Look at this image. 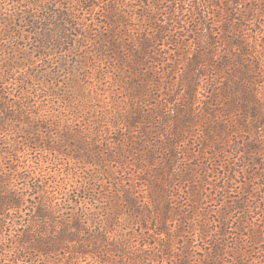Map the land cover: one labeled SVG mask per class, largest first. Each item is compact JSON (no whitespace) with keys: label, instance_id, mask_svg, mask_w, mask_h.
I'll use <instances>...</instances> for the list:
<instances>
[{"label":"trees","instance_id":"obj_1","mask_svg":"<svg viewBox=\"0 0 264 264\" xmlns=\"http://www.w3.org/2000/svg\"><path fill=\"white\" fill-rule=\"evenodd\" d=\"M21 1L29 9L0 24V34L18 30L17 46L0 44V242L6 241L0 264H45L43 257L63 264L64 253L68 264L89 254L102 264L109 258L114 264H225L223 255L232 250L224 247L227 216L217 233L200 227L205 248L199 253L184 240L186 218L173 204L192 210L212 190L222 207L240 209L239 202L234 208L227 202L232 179L217 168L233 165L244 175L251 153L259 152L253 142L264 128V56L255 38L264 32L258 27L251 36V22L264 17V0L257 11L243 8L248 0H139L132 7L109 0L94 22L66 4ZM100 61L113 70L111 88L133 106L116 109L112 130L97 127L105 137L96 128L92 134L93 123L60 128L48 102L78 113L84 71ZM54 124L59 131L51 133ZM49 150L76 169L79 158L100 169L80 177L69 198V187L55 176L43 183L28 157ZM97 194L109 200L108 214L136 222L138 244L109 249L107 233L91 234L86 213H73V203L86 206Z\"/></svg>","mask_w":264,"mask_h":264},{"label":"rangeland","instance_id":"obj_2","mask_svg":"<svg viewBox=\"0 0 264 264\" xmlns=\"http://www.w3.org/2000/svg\"><path fill=\"white\" fill-rule=\"evenodd\" d=\"M46 1L48 3H46ZM117 1L119 3H123L124 5L128 3L132 7L135 6L137 4L136 2L139 0H126L127 2H125V0ZM117 1H115V4L117 3ZM142 1L144 2L145 0H141V2ZM98 2V6L94 7L93 5H91V2L89 0H45L42 7L45 5L50 8L53 5L63 6V4H66V6L73 9L74 12H85L82 13L83 20L86 19L87 21H89L93 18H97L94 17V15L96 13H100L102 11L101 9H104L106 7V4H108L109 0H98ZM248 2L249 5L247 4L246 7L243 5V8H246V10L248 8H251L254 11H257L259 9V3L261 2V0H248ZM27 5L28 4L21 0H0V14H3V17H5V20L0 19V24H8V19L11 18V15H13L14 11L16 13L27 11L29 9ZM30 9H34V7H30ZM86 10H90L92 11V13L90 15L86 14ZM216 14L217 11H215V15ZM220 14L221 13L219 12V15ZM257 21L261 22H259L258 24ZM257 21L255 20L254 22L253 20L251 22V36H254V33H258V27L261 28L264 32V17L261 18L259 16L257 18ZM10 29L11 34L9 32ZM9 30L5 29L7 33L4 34L3 31L0 34V44H3L4 46L6 45L7 48H12L14 46H17L13 45L12 42H15L13 41V39L18 30L15 28H9ZM255 39L256 48L264 56V36H258ZM26 42L22 41L21 44L29 49V46H27ZM23 46V51L20 53V55L22 56L25 55L24 50H26V47ZM77 51L82 50L80 49ZM84 72L85 74L83 75H85V77L81 79L82 83H84V86L83 89H81V91L79 92V98L75 101V103H77L76 107H79V112L73 114L72 112H69V107L66 108L67 105H63L65 106L63 107L61 106V103L54 104V102H48L47 110L50 112L47 113L53 118V115L56 114V116L58 117V122H60V128H68V130L71 128L81 129L93 123V125L91 126L92 134L94 133L93 130H95V128L103 132L102 129H99L97 127L104 128L105 126H108L109 129L112 130V115L117 114L116 109H122L125 107L130 108L131 106H133V103H129V99L126 97H120L121 95L119 96V93L117 91H114V88H111V74H113V70H111V68H108V66H104L103 62H91L90 68H88ZM79 75L81 74H78L77 72L76 76H78V78L81 77ZM60 88L61 87H57L58 91ZM52 100L54 101L55 98L51 99V101ZM122 101L124 102L122 103ZM38 107L41 108L42 106ZM35 109L36 108H34V110ZM59 112L61 114H57ZM262 130L263 131L260 132L256 142H253L255 146L259 147V152L251 153L252 155L248 161L250 167L249 170L247 169V171H245L244 175L238 174L239 170L233 167V165L228 164L226 168L223 169L219 167L217 168V172L221 171L222 173H225L226 178L228 177L229 179H232L231 182H226V184L228 185V189H231V192H227V202H235L236 204L233 205V208L239 207V204L237 205V202H239L240 209L238 211H234L232 208L226 209L224 206L222 207L223 204L221 203V201H219L220 198L218 193H211L212 190L207 192L206 195H208V198L206 199V201H204L199 206H193L194 208L192 210H188V208L185 210L179 209L177 208L179 205L173 204V207L178 212L183 213L184 218H186L184 230L188 234L184 235V240L193 242V245L195 246L194 251H197L199 253L203 252L201 250V247L203 249L205 248L202 243H199L201 241H199V238H197L200 227L208 226L207 229L209 230V232L217 233L220 228L219 222L222 218H224L225 215L227 216L228 221L225 219L224 221L225 223L229 224V228L228 230L224 231H226V233H229L227 237L230 240L228 239V241L224 242V247H227L229 249L232 248V250L230 249V254H228L229 252L226 251V254L223 255V262L225 264H264V128ZM50 131L51 133H55V131H59V129H57L56 124H54L49 128V132ZM19 135L21 134L18 132L17 136L19 138L16 139V141L19 142L17 143L16 147L17 153H19V150L23 152L22 145L20 144L22 143L20 139L21 136ZM101 135L105 137L107 134L103 132L101 133ZM17 136L13 134V136L10 135L9 138H11L14 142V138H16ZM261 136L262 138H260ZM28 154L27 155L31 159V161L37 163L39 168L38 170L41 171V174H39L42 175L43 183L51 182L54 176L55 178H57V180H61V178L64 179V182H60L57 180L56 182H58L61 187H69L66 188V192L68 193L69 198L73 195L72 191L77 181H79L80 177H87L88 173L90 174L91 171L100 169V167L95 166L88 160L81 158H79L76 163L78 164L76 169L75 165L69 164L66 158L50 150L48 152L44 151L43 153L29 152ZM68 154L72 156L74 153ZM223 162L224 161H221L222 167L224 166ZM233 162L235 163V160ZM7 166L9 165H6V167ZM73 173H75V175H73ZM215 179L220 180L221 178L219 176H216ZM218 180H215L214 182L217 183ZM25 183L26 185H29V183H27V180H25ZM60 191L58 193H60ZM56 193L57 192H55V194ZM108 202L109 200L106 196H100L99 194H97V198L93 201L92 199L90 201H87L86 206L80 204L76 205L73 203V213L79 212V210H81L83 213H86L85 218L87 221L84 220V224L85 227L89 229V232H91V234H93V231L95 233L98 232V230H104V232L107 233L110 242V246H108L107 248H124V250L127 251L129 247H134L139 243L136 231L131 228L132 225L136 222H133L131 218L125 217L126 215H122L127 220L124 224V222L120 221V215L114 216L112 214H108ZM86 208L87 210H85ZM215 221H217V223H215ZM191 222L192 224H190ZM178 239L179 238H177V240ZM0 245L2 246H0V248L3 249V246L6 245L5 239L4 241L2 240L0 242ZM88 247L90 246L88 245ZM113 252H115V250H113ZM1 254L2 251L0 249V255ZM122 254L125 255V253L123 252ZM79 256L77 259L72 260L73 262H75V264H102L99 261V257H97L95 254H89L88 256L81 257ZM59 258L61 259L63 264H68V260H70L68 258L71 257L68 253H64L63 255H60ZM42 260L45 264H53L55 262L52 259L46 257H43ZM114 263L109 258L108 262L104 264ZM127 264L130 263L128 262Z\"/></svg>","mask_w":264,"mask_h":264}]
</instances>
